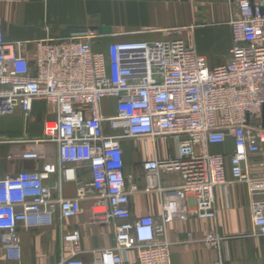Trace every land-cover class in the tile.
Here are the masks:
<instances>
[{
	"label": "built area",
	"instance_id": "obj_1",
	"mask_svg": "<svg viewBox=\"0 0 264 264\" xmlns=\"http://www.w3.org/2000/svg\"><path fill=\"white\" fill-rule=\"evenodd\" d=\"M228 60L208 65L204 56L179 37L181 29L168 28L152 41L112 42L105 52L95 51L88 33L35 42L32 59L21 53V41H6L0 17V116L17 108L28 113L34 101L54 109L44 119L43 141L57 146L58 170L63 180L76 178L86 167L88 182L77 181L73 197H54L46 174L22 170L0 174V245L7 259L19 260V224L25 229L52 225L82 211L91 198L93 222H114V244L93 257L91 264H171L166 225L175 218L215 216L214 191L228 183L248 182L264 192V177L250 179L248 154L264 141V0H233ZM112 97L115 113L103 116L100 103ZM107 125L118 131L108 134ZM234 141L230 154L213 153L211 145ZM142 143L146 189L161 198L159 218L132 217L123 169L121 140ZM175 144L173 155L160 161L148 158L147 139ZM22 157L37 159L33 150ZM175 165L179 184L162 187L161 164ZM228 165V167H227ZM253 233L264 235V199L251 204ZM186 242L192 241L188 234ZM80 233H62L60 247L67 253L59 264H85L79 258ZM203 242L219 248L222 238L208 234ZM132 253V254H131Z\"/></svg>",
	"mask_w": 264,
	"mask_h": 264
},
{
	"label": "crops",
	"instance_id": "obj_2",
	"mask_svg": "<svg viewBox=\"0 0 264 264\" xmlns=\"http://www.w3.org/2000/svg\"><path fill=\"white\" fill-rule=\"evenodd\" d=\"M235 12L233 0H0L4 38L21 41V53L27 59H32L35 42L40 39L93 33L97 36L92 40V48L105 52L112 42L162 39L166 29L178 27L179 37L204 56L208 65L214 66L228 60V22ZM115 102L112 97L101 100L103 116L115 113ZM53 117L54 109L45 107L42 101H34L28 113L17 108L11 115L0 116V174L16 175L22 170L44 173V182L53 186V196L69 198L76 194L77 181L88 182L90 174L86 167L77 168V181L63 180L56 144H34L33 140L43 135L44 119ZM104 130L108 134L118 132L107 125ZM121 146L127 184L137 186V191L130 195L132 217L149 214L159 218L161 198L157 191L146 189L141 141L124 138ZM147 148L149 159L164 161L174 154L175 144L171 139L160 138L155 146L147 139ZM33 150L44 153V157H22V153ZM210 150L230 154L234 150L233 138L228 136L223 144L211 145ZM248 167L250 179L264 177V141L258 152L248 154ZM227 179L226 185L214 191V217L193 215L167 223L171 264H264V235L252 232L251 219V204L263 200L264 192L248 182H236L229 173ZM159 183L162 187L177 186V167L161 164ZM92 203L91 198L84 199L78 215L62 221L55 217L49 226L25 229L19 224L20 258L7 259L0 245V264H59L67 255L60 247L61 235L72 228L80 233L79 258L91 264L99 251L114 244L115 227V221H92ZM189 233L193 240L186 242ZM210 233L222 238L219 248L203 242Z\"/></svg>",
	"mask_w": 264,
	"mask_h": 264
},
{
	"label": "water",
	"instance_id": "obj_3",
	"mask_svg": "<svg viewBox=\"0 0 264 264\" xmlns=\"http://www.w3.org/2000/svg\"><path fill=\"white\" fill-rule=\"evenodd\" d=\"M262 127H264V105L262 107Z\"/></svg>",
	"mask_w": 264,
	"mask_h": 264
}]
</instances>
